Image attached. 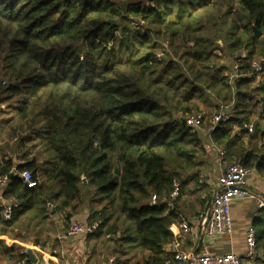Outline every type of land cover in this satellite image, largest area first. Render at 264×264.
<instances>
[{"label":"trees","instance_id":"obj_1","mask_svg":"<svg viewBox=\"0 0 264 264\" xmlns=\"http://www.w3.org/2000/svg\"><path fill=\"white\" fill-rule=\"evenodd\" d=\"M228 16L230 27L211 36ZM258 43L264 44V0H0V100L16 104L17 124L8 134L19 137L7 146L21 161H0V176L17 171L3 194L18 201L10 221L0 215V232L39 201L76 211L84 204L85 222H99L94 234L109 241L133 233L159 261L183 194L181 172L195 168L201 150L185 118L196 113L203 120L204 104L215 107L212 117L219 109L212 100H227L230 117L211 130L213 144L231 161L264 170ZM23 170L36 187L24 185ZM152 195L157 204H150ZM252 225L257 250L264 247V220Z\"/></svg>","mask_w":264,"mask_h":264},{"label":"crops","instance_id":"obj_2","mask_svg":"<svg viewBox=\"0 0 264 264\" xmlns=\"http://www.w3.org/2000/svg\"><path fill=\"white\" fill-rule=\"evenodd\" d=\"M212 129L210 126L196 130L201 143L202 157L196 160L195 168L181 172L180 181H185L183 194L176 202L177 207L174 209L176 218L170 228L172 235L163 243L159 261L154 262L149 258L147 250L138 247L133 233L113 234L109 241L105 233L65 235L64 227L68 221L86 220L88 213L86 206L82 204L79 211L74 210L72 206L54 209L55 202L49 201L52 205L49 212L46 208L47 201H39L34 207L19 215L12 225L6 226V232H0V239L7 246L0 248V264H18L22 248L26 251L32 250L36 262L30 261L31 264H107L111 260H123L127 264H180L175 260L177 251H193L203 247L215 254L234 252L244 264H264V247H258L254 260L245 256L247 226L256 220H264V207H258V202L264 201V170L258 172L250 169L246 177V185L257 195L256 198L232 201L231 232L214 239L206 238L203 233L202 214L212 201L217 188L216 178L222 167L231 162L225 155L223 164L219 163L217 153L223 148L213 144ZM1 142L5 144L3 140ZM257 143L260 145L258 152L264 158V136L262 139L258 138ZM10 155L13 154L9 150L0 147V161L9 156L16 164L21 163L16 155ZM11 174H17L16 169H13ZM172 207L174 206L171 204L166 211H170ZM183 221L188 224V229L181 227ZM60 250L63 252L62 256L59 254Z\"/></svg>","mask_w":264,"mask_h":264},{"label":"built area","instance_id":"obj_3","mask_svg":"<svg viewBox=\"0 0 264 264\" xmlns=\"http://www.w3.org/2000/svg\"><path fill=\"white\" fill-rule=\"evenodd\" d=\"M255 70H259L258 62H253ZM236 68L237 65H234ZM224 105L220 104L218 111L212 115L210 119L211 127H214L219 121L229 119V114L224 112ZM185 124L193 129L199 128L202 124V115H191L185 118ZM248 131H252V125H246ZM219 163L223 164L225 157V150L219 149L217 153ZM250 173V169L244 167L240 160H232L221 169V173L217 176V188L213 194L212 201L206 211L202 214V230L206 238L214 239L221 237L231 232V203L235 199L256 198L254 194L246 185V177ZM19 177L27 188L36 187V181L33 178L30 170H23L19 173ZM9 176H0V215L4 221H10L13 217L14 210L18 207V201L9 199L4 196V191L9 183ZM177 184L174 183V190L171 193V198L177 195ZM159 199L152 195L150 204H157ZM167 205L171 206L169 199L164 200ZM47 207L52 205L48 202ZM258 207H264V201L258 202ZM99 222L94 221L86 223L85 221H73L67 228V235H89L94 234L97 230ZM183 229H188V224L183 221L181 224ZM255 228L253 225L247 226L246 229V257L254 260L257 257L256 243H255ZM26 252V250H25ZM27 253V252H26ZM59 254L62 256L63 252L60 250ZM175 260L180 264H244L239 255L234 252H227L223 254H215L209 252L206 247L199 250L176 252ZM18 264H31L28 257H22ZM107 264H117L114 260Z\"/></svg>","mask_w":264,"mask_h":264},{"label":"rangeland","instance_id":"obj_4","mask_svg":"<svg viewBox=\"0 0 264 264\" xmlns=\"http://www.w3.org/2000/svg\"><path fill=\"white\" fill-rule=\"evenodd\" d=\"M212 1H215V0H210V2H212ZM234 8H236V5L234 6ZM220 10H222V12H223L224 11V8H222ZM223 21H224L223 23H221V24L218 23L217 25L213 26L212 33H211L212 35L211 36H216L217 34L218 35H222L223 29H226V28H229L230 27V25H231L230 22H232L231 21V17L228 16L227 18H223ZM243 23H244V20H242V21L240 20L238 22V24L241 27H242V24ZM138 25L140 26L141 23H139ZM164 42H165L164 43V47L165 48H168L167 43H166L167 41L164 40ZM217 43H219V45H223L221 41H218ZM257 50L258 51H257V57L256 58L258 60L259 59L262 60V58H264V44L258 43ZM220 63L221 64L227 63L229 65L231 64L225 58H221ZM212 104L214 106L217 105V104H219V105L220 104H223L225 107H228V108L231 106V103H227V100L226 101H223L222 99H220V100L213 99L212 100ZM15 107H16V104H13L12 102L9 103L7 101L0 100V147H3L4 150H9L10 152H11V150H10V148L8 146L9 145H13L14 142H15V138H18L19 137V134H17V133L12 134V136H10L8 134L9 131H10V127L11 126L12 127H15L16 124H17L16 113H15L16 109H15ZM202 108H203V111L206 110L207 112L205 113L206 115H205V118L202 120V124H201L200 128H208V127L211 126V124H210L211 116L210 115L212 113H214L215 107H211L210 104H204V105H202ZM193 115H198V114L194 113ZM254 119L256 120L255 117H254ZM260 122H261V125L264 124V120H260ZM200 128H196L194 130L196 131V130H199ZM8 136H10L11 138L8 139L7 144L2 143L1 141L2 140L4 141V138H6ZM202 142L204 143V139H202ZM15 152H17V151H15ZM199 152L200 151L198 150L197 152L194 153V157L193 158L195 160H200V157H202V153L201 152L199 153ZM71 222L72 221H68L67 224H65V227H64V229H65V232H64L65 235H67V233H66L67 232V228L69 227V225H70ZM21 251H22V249L20 250V252Z\"/></svg>","mask_w":264,"mask_h":264},{"label":"water","instance_id":"obj_5","mask_svg":"<svg viewBox=\"0 0 264 264\" xmlns=\"http://www.w3.org/2000/svg\"><path fill=\"white\" fill-rule=\"evenodd\" d=\"M109 22H111V23H115V20L110 19ZM254 32H255V35H257V36L260 35V32H259L258 30L254 29ZM184 123H185V122H184V120H183V124H184ZM116 171H117V169H116ZM11 176H12V175H9V178H11ZM82 181H83V182L86 181L84 177H82ZM26 252H27L28 260L31 261V262H36V258H35V256H34L32 250H31V249H27Z\"/></svg>","mask_w":264,"mask_h":264}]
</instances>
